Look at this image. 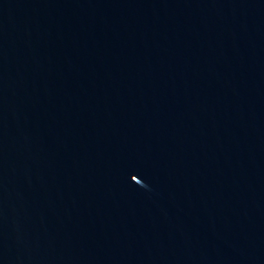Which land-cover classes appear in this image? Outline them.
Segmentation results:
<instances>
[{
	"label": "water",
	"instance_id": "obj_1",
	"mask_svg": "<svg viewBox=\"0 0 264 264\" xmlns=\"http://www.w3.org/2000/svg\"><path fill=\"white\" fill-rule=\"evenodd\" d=\"M0 264H264V0H0Z\"/></svg>",
	"mask_w": 264,
	"mask_h": 264
}]
</instances>
